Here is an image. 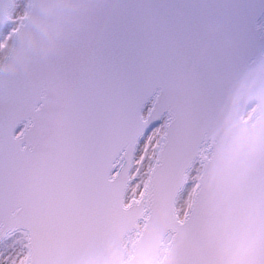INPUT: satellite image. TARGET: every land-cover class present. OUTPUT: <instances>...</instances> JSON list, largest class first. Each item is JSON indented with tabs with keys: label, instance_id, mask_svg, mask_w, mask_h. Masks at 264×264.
I'll list each match as a JSON object with an SVG mask.
<instances>
[{
	"label": "snow or ice",
	"instance_id": "obj_1",
	"mask_svg": "<svg viewBox=\"0 0 264 264\" xmlns=\"http://www.w3.org/2000/svg\"><path fill=\"white\" fill-rule=\"evenodd\" d=\"M27 7L0 9V264H264V148L221 135L264 0Z\"/></svg>",
	"mask_w": 264,
	"mask_h": 264
},
{
	"label": "water",
	"instance_id": "obj_2",
	"mask_svg": "<svg viewBox=\"0 0 264 264\" xmlns=\"http://www.w3.org/2000/svg\"><path fill=\"white\" fill-rule=\"evenodd\" d=\"M25 6L28 0H22ZM43 0H32L31 5H38ZM21 0H16V7L13 15H17L16 8ZM13 5V0H0V9L7 14ZM29 20H38L30 8L28 13ZM25 22H28L27 20ZM252 76L242 78L241 82L233 89L226 101V107L221 117V135H230L241 129H247L246 148L250 154L256 149L264 148V81L254 79ZM254 112L249 120L244 122L242 116L249 115L252 107ZM251 107V108H250Z\"/></svg>",
	"mask_w": 264,
	"mask_h": 264
}]
</instances>
